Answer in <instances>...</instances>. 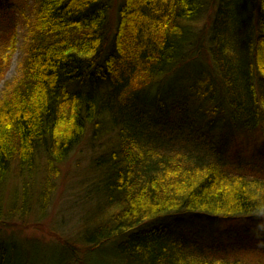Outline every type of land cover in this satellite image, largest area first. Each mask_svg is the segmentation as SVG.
<instances>
[{"label":"trees","instance_id":"trees-1","mask_svg":"<svg viewBox=\"0 0 264 264\" xmlns=\"http://www.w3.org/2000/svg\"><path fill=\"white\" fill-rule=\"evenodd\" d=\"M9 4L0 0V80L16 38ZM110 5L34 0L18 74L0 93L1 192L13 170H39L42 214L58 164L112 120L98 189L106 217L78 238L86 264H264L260 250L220 254L199 237L264 217V166L245 169L225 148L256 132L264 144V0H120L112 30ZM32 207L24 192L20 207L0 204V223ZM193 222L202 228L186 234ZM63 245L59 261L72 252ZM13 253L0 242V264H21Z\"/></svg>","mask_w":264,"mask_h":264},{"label":"rangeland","instance_id":"rangeland-1","mask_svg":"<svg viewBox=\"0 0 264 264\" xmlns=\"http://www.w3.org/2000/svg\"><path fill=\"white\" fill-rule=\"evenodd\" d=\"M109 28L112 30L116 17L117 3L120 0H110ZM34 0H10L9 13L16 25V38L10 64L3 79L0 80V93L5 82L11 81L18 74L21 57L23 58V44L26 39V28L32 20ZM208 11L201 15L196 23H190V30L203 27L208 21ZM115 113L119 110L113 108ZM154 112V110H152ZM156 112V109H155ZM116 118V115L113 114ZM112 120L103 123V129L97 136L87 130L73 149L58 164L56 176L52 179L53 189L50 192L48 206L40 214L39 206H35L39 181L43 174L32 171L25 177L18 176L13 170L7 178L6 185L0 190V204L2 208L22 204L23 193L32 200V209L25 218L11 221L9 224L0 223V242H6L12 247L13 257L19 258L21 264H82L76 257L85 260L83 249L85 245L78 243L82 232L91 229L96 222H102L105 214L98 212L103 209V201L99 194V182L103 179L105 152L114 147L118 129L111 127ZM122 126V123H120ZM113 128V129H112ZM249 140V139H248ZM253 140L255 142H253ZM262 136L256 132L250 141L241 139L229 140L226 149L233 156L240 158L245 169L258 164L264 166V144ZM43 163H41V167ZM15 182H20L14 185ZM12 204V205H11ZM37 218V219H35ZM14 219V218H13ZM23 220V221H20ZM199 223H189L184 227L186 234H194ZM19 225V227H18ZM199 237L214 246L220 254H232L243 249L255 248L264 255V217L253 223L229 222L205 228L199 232ZM81 238V237H80ZM13 240V243L11 241ZM64 243L71 246L68 258L59 261L64 250ZM87 243V242H86ZM13 244V245H12ZM222 249V251L220 250ZM8 255L10 247L7 245ZM106 253L107 249L99 250L97 255Z\"/></svg>","mask_w":264,"mask_h":264},{"label":"bare ground","instance_id":"bare-ground-1","mask_svg":"<svg viewBox=\"0 0 264 264\" xmlns=\"http://www.w3.org/2000/svg\"><path fill=\"white\" fill-rule=\"evenodd\" d=\"M249 30H251V26L249 27ZM249 32H251V31H249ZM75 146V145H74ZM73 149V148H72ZM13 252V251H12Z\"/></svg>","mask_w":264,"mask_h":264}]
</instances>
